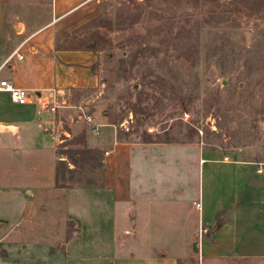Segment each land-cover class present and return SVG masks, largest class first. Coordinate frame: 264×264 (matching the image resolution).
I'll use <instances>...</instances> for the list:
<instances>
[{"label": "crops", "instance_id": "1", "mask_svg": "<svg viewBox=\"0 0 264 264\" xmlns=\"http://www.w3.org/2000/svg\"><path fill=\"white\" fill-rule=\"evenodd\" d=\"M97 1L0 0V81L30 94L0 91V264H264V161L86 129L103 52L73 42ZM75 146L98 184L58 171Z\"/></svg>", "mask_w": 264, "mask_h": 264}, {"label": "rangeland", "instance_id": "2", "mask_svg": "<svg viewBox=\"0 0 264 264\" xmlns=\"http://www.w3.org/2000/svg\"><path fill=\"white\" fill-rule=\"evenodd\" d=\"M74 34L103 52L100 99L85 112L98 124L114 123L125 141L264 161V0H98ZM69 151L65 179L98 184L102 169ZM180 264L199 262L192 252Z\"/></svg>", "mask_w": 264, "mask_h": 264}, {"label": "built area", "instance_id": "3", "mask_svg": "<svg viewBox=\"0 0 264 264\" xmlns=\"http://www.w3.org/2000/svg\"><path fill=\"white\" fill-rule=\"evenodd\" d=\"M22 59V57H20ZM0 91L7 92L11 96V100L20 106H25L29 102L30 94L29 91L21 88H16L14 87L11 83L8 81H0ZM66 107V105L61 104V105H55L52 107L51 111L56 112L57 109ZM79 111L82 113L84 119L86 120L87 124L92 126V131L95 134H99L101 130V125L96 122V120L92 117V115H86L85 108L78 107ZM197 208H200V204L196 205Z\"/></svg>", "mask_w": 264, "mask_h": 264}]
</instances>
